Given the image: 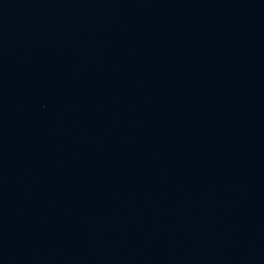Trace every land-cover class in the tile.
Returning <instances> with one entry per match:
<instances>
[{"label": "water", "instance_id": "95a60500", "mask_svg": "<svg viewBox=\"0 0 264 264\" xmlns=\"http://www.w3.org/2000/svg\"><path fill=\"white\" fill-rule=\"evenodd\" d=\"M0 264H264V0H0Z\"/></svg>", "mask_w": 264, "mask_h": 264}]
</instances>
